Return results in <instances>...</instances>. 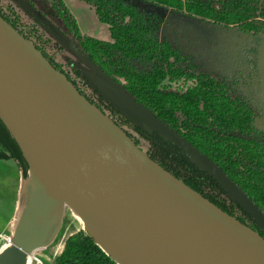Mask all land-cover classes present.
Here are the masks:
<instances>
[{
    "label": "trees",
    "instance_id": "1",
    "mask_svg": "<svg viewBox=\"0 0 264 264\" xmlns=\"http://www.w3.org/2000/svg\"><path fill=\"white\" fill-rule=\"evenodd\" d=\"M82 1L107 26L109 40L83 34L63 0H0V20L149 158L264 238V229L184 149L105 99L75 54L119 83L264 215V125L253 97V88H260L257 50L264 34V0ZM157 10L214 29L202 30ZM0 161L14 163L26 197L31 171L1 118ZM53 263L119 264L82 230L66 238Z\"/></svg>",
    "mask_w": 264,
    "mask_h": 264
},
{
    "label": "water",
    "instance_id": "2",
    "mask_svg": "<svg viewBox=\"0 0 264 264\" xmlns=\"http://www.w3.org/2000/svg\"><path fill=\"white\" fill-rule=\"evenodd\" d=\"M257 53L264 92V34ZM146 116L264 229V215L234 184ZM0 118L32 176L0 264H27L63 205L119 264H264L262 236L149 158L1 20Z\"/></svg>",
    "mask_w": 264,
    "mask_h": 264
},
{
    "label": "rangeland",
    "instance_id": "3",
    "mask_svg": "<svg viewBox=\"0 0 264 264\" xmlns=\"http://www.w3.org/2000/svg\"><path fill=\"white\" fill-rule=\"evenodd\" d=\"M63 2L75 18L78 28L83 34L102 40L110 39L107 26L98 19L94 9L87 3L82 0H63ZM162 13H164L165 16H171L179 21L187 22L191 26L202 30L212 32V29H214L213 26L205 22L200 23L195 20L193 21L165 10H163ZM236 34L238 35L237 32ZM206 52L207 51H204L205 54H208ZM75 54L80 61L82 69L94 83H97L99 91L105 99L113 103L115 107L124 111L129 117L135 118L143 125L154 128L153 125L149 123L151 122L149 116H146L150 113L139 106L133 105L130 95L119 83L114 82L112 78L102 74L81 53L79 54L76 51ZM253 97L257 100L259 107L262 109V117L259 123L264 125V92L261 87L253 88ZM30 180L32 181L31 175ZM31 190L32 184L30 188H28V191H26L25 197L22 178L19 172L15 170L14 163L12 161H0V225H3L0 229L5 228L9 222L13 225V228H15L18 217L21 215L30 197ZM7 217L9 220L6 222L5 220ZM79 230L85 231V226L81 217L74 210L63 205L53 218L42 241V247L36 250L35 254L42 260L43 264H54L53 259L61 253L66 238Z\"/></svg>",
    "mask_w": 264,
    "mask_h": 264
},
{
    "label": "built area",
    "instance_id": "4",
    "mask_svg": "<svg viewBox=\"0 0 264 264\" xmlns=\"http://www.w3.org/2000/svg\"><path fill=\"white\" fill-rule=\"evenodd\" d=\"M13 235H14V228L10 222L7 224L5 228L0 229V253L5 248H7L8 246L12 244ZM30 256L31 257H30L29 264H32V263L43 264L42 260L39 257H37L35 252H33Z\"/></svg>",
    "mask_w": 264,
    "mask_h": 264
},
{
    "label": "bare ground",
    "instance_id": "5",
    "mask_svg": "<svg viewBox=\"0 0 264 264\" xmlns=\"http://www.w3.org/2000/svg\"><path fill=\"white\" fill-rule=\"evenodd\" d=\"M77 217H78V216H77ZM82 222H83V221H82ZM30 257H31V256L28 257L27 264H29V262H30Z\"/></svg>",
    "mask_w": 264,
    "mask_h": 264
},
{
    "label": "flooded vegetation",
    "instance_id": "6",
    "mask_svg": "<svg viewBox=\"0 0 264 264\" xmlns=\"http://www.w3.org/2000/svg\"><path fill=\"white\" fill-rule=\"evenodd\" d=\"M258 54V53H257ZM257 69H258V66H257ZM258 74H259V71H258ZM259 78H260V75H259ZM260 87H261V83H260ZM262 89V88H261ZM263 91V90H262Z\"/></svg>",
    "mask_w": 264,
    "mask_h": 264
}]
</instances>
